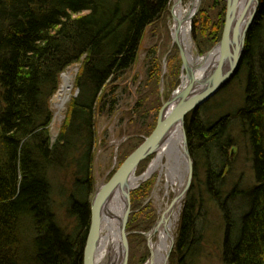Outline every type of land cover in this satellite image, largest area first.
<instances>
[{
	"label": "trees",
	"instance_id": "trees-1",
	"mask_svg": "<svg viewBox=\"0 0 264 264\" xmlns=\"http://www.w3.org/2000/svg\"><path fill=\"white\" fill-rule=\"evenodd\" d=\"M258 1L233 76L235 81L243 73L240 107L210 120L205 110L211 98L185 118L195 166L170 264H202L213 250L219 264H264V0ZM169 4L0 0V264H83L96 113H111L114 101H106L104 90L132 66L147 26ZM223 19L221 11L207 33L212 41L219 39ZM82 57L78 93L52 141L49 100L60 72ZM241 142L254 162V183L246 186L227 181ZM56 185L64 187L56 191ZM208 219L220 228L209 239Z\"/></svg>",
	"mask_w": 264,
	"mask_h": 264
},
{
	"label": "rangeland",
	"instance_id": "rangeland-1",
	"mask_svg": "<svg viewBox=\"0 0 264 264\" xmlns=\"http://www.w3.org/2000/svg\"><path fill=\"white\" fill-rule=\"evenodd\" d=\"M173 4L174 0H170L167 11L147 26L132 66L121 78L115 80L104 90L103 94L105 95L106 101L109 102L113 99L114 107L109 114L96 113L95 145L92 165L94 190L101 183L105 182L108 174L113 169L116 170L121 162L151 133L155 127L162 103L183 83L182 79L186 73L183 69L178 46L173 39L175 23L171 13ZM182 5L184 8H188L191 2L190 0H182ZM221 11L224 17L221 33L217 41H212V35L207 33H210L211 29L217 26L214 24L217 23ZM225 11V0L200 1L199 8L193 15L189 27V36L195 54L201 56L216 47L223 32ZM255 18L256 14L253 18L252 25ZM202 20H204V25H201ZM259 39L263 50L264 25L260 29ZM82 59L83 57L79 62L69 65L60 72L58 88L49 100L52 119L48 126V131L52 141L56 140L59 135L69 102L78 93L75 79L80 70ZM73 68H77V71H74L70 98L64 108L58 111L54 104V98L61 85V75L63 72ZM241 76L243 78V73H239L235 81L232 77L227 83L229 86L227 85L228 87L226 89L211 97L213 99L209 102L205 110V115L210 120L215 119L224 112L236 111L240 107L242 102L240 96L241 88L244 85L243 80L239 81L242 79ZM111 88H114L115 91L109 92ZM186 142L188 148L187 135ZM157 153V151L154 152L140 162L136 168L135 177H140L148 169L153 159L157 156ZM252 156L251 151L242 142L237 150L234 149L230 157L231 168H228L230 170L227 176L228 182L239 181L240 186L254 183V171L252 167L254 162L251 160ZM190 158L192 161L193 180L195 164L191 154ZM165 163L166 158L163 159L160 167L154 174L148 179L140 181L131 191V212L127 223L129 243L128 264H148L151 257V244L157 240V232L151 233V231L156 226L157 221L161 218L167 205L170 204L176 193V184H172L165 175V167H163ZM185 179L186 175L182 184ZM61 187L64 186L56 185V191ZM184 198L182 199V203ZM182 203L178 209L179 216L174 229L175 239L168 255L167 264H170L171 253L176 243ZM209 210L212 217L218 220L217 207L212 204ZM62 214H60L61 218L63 216ZM214 219H208L206 223L208 227L206 236H209L208 239L215 233H218L220 229L217 226L215 227V222L219 223V221ZM63 221L65 222V219ZM149 233H151L150 236ZM210 244L213 246L212 243ZM213 251H210L211 254L208 256H204L205 261L202 264H219L216 252L214 251V253Z\"/></svg>",
	"mask_w": 264,
	"mask_h": 264
},
{
	"label": "water",
	"instance_id": "water-1",
	"mask_svg": "<svg viewBox=\"0 0 264 264\" xmlns=\"http://www.w3.org/2000/svg\"><path fill=\"white\" fill-rule=\"evenodd\" d=\"M180 1L181 0H174L171 13L175 21L173 39L178 46L183 69L186 73L183 79L185 83L183 82L181 86L173 91L170 97L162 103L155 127L151 133L121 162L106 182L101 183L95 188L91 195L89 201L90 225L83 250V264H94L95 253L101 239L102 223L107 217L114 220V215L110 211V204L115 195H120L124 202L123 212L121 216L117 218L118 220H116L119 234V251L115 264H128L129 243L127 223L131 212L130 195L132 189H134V187H132V179L135 177L134 174L140 162L160 148L176 125H181L183 128V151L187 157L188 168L186 179L180 189L174 194L170 206H172L176 200H182L185 197L192 180V161L187 148L186 135L184 132L185 118L190 112L198 109L212 96L218 93L235 75L244 51L247 32L252 25L253 18L259 6L258 0H249L250 3L254 4V7L249 17L243 20L248 6H246L247 9H245L242 15L236 17L237 1L225 0L226 11L223 32L219 42L214 48L219 51L217 60L212 65L208 64L204 69L205 72L203 75L197 77L196 71L201 69L202 63H204L206 56H208L211 51L200 56L203 58L200 64H189L180 38L182 21L176 19L173 10L174 5ZM196 1V6L190 19H192L193 15L198 10L201 0ZM161 219H163V215L157 221L151 233L156 230ZM151 233H149V236ZM172 244L166 254L167 263ZM151 260L152 250L148 263Z\"/></svg>",
	"mask_w": 264,
	"mask_h": 264
},
{
	"label": "bare ground",
	"instance_id": "bare-ground-1",
	"mask_svg": "<svg viewBox=\"0 0 264 264\" xmlns=\"http://www.w3.org/2000/svg\"><path fill=\"white\" fill-rule=\"evenodd\" d=\"M236 1V17L242 15L243 12H245V9L248 8L244 14L245 17L243 20L247 19L253 10L254 4L250 3L249 0ZM190 2V7L184 8L181 0L179 3L174 5L173 10L176 19L178 21H182L180 38L185 50L186 58L190 65H196L200 64L203 58L198 54H195L192 49V42L189 36V27L191 22L190 17L194 11L197 1L190 0ZM246 6L248 7L246 8ZM218 52V49H213L209 55L206 56L204 63L201 65V69L196 71L197 77H201L203 75L205 72L204 69L208 66V64L212 65L217 60ZM74 71L76 72L77 68L67 70L61 75V85L54 98V104L56 105L58 111H61L64 108L66 102L70 98V92L73 87ZM184 78L185 77H183V79ZM183 82L185 83V80H183ZM157 152V156L153 159L148 169L140 177H134L132 179V187L135 188L140 181L146 180L154 174V172L160 167L163 159L166 158V163L163 165V167H165V175L172 184H176L177 188L175 189V192H177L182 185V181L185 178L188 168L187 157L183 151V128L181 125H176L174 127L167 140L160 146ZM181 203L182 200L178 199L172 206H170L171 204L167 205L166 210L163 213V219H161L154 231L157 232V240L151 244L152 260L148 264H167L166 254L175 239L174 229L179 216L178 209L180 208ZM123 208L124 202L122 197L120 195H115L110 204V211L114 215V220L107 217L102 223V234L95 253L94 264H115L117 261L119 251V234L117 231L116 220H118L117 218L121 216Z\"/></svg>",
	"mask_w": 264,
	"mask_h": 264
}]
</instances>
